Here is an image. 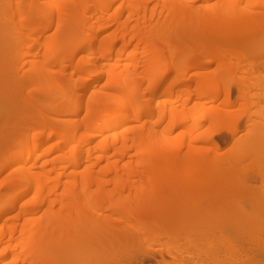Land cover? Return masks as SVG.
I'll use <instances>...</instances> for the list:
<instances>
[{"label": "bare ground", "instance_id": "obj_1", "mask_svg": "<svg viewBox=\"0 0 264 264\" xmlns=\"http://www.w3.org/2000/svg\"><path fill=\"white\" fill-rule=\"evenodd\" d=\"M37 1L42 2L40 0ZM52 1H53V6L52 7L48 6L47 12H46L47 8L45 10L46 6L44 4L41 5L33 4V6H31L30 8L31 10H29V8L26 7L28 6V4L21 5L20 7L21 11L26 12L27 14L25 15H30L31 13L30 17L33 14V10L37 12V14L42 12L43 11L42 9H44L45 10L44 12H46L45 16L43 15L44 12L42 14L44 17L41 18L38 17L37 20L35 21L34 20L32 21L33 16L31 19L27 17L29 21L31 20V28L27 33L29 34L30 32H33V34L34 32L36 34L42 33L44 29L43 26L45 24L48 26L47 28H49V26L51 27L53 24H54L53 26L56 25L59 30L58 32L56 31L58 35L56 34L57 36L56 37L54 36V38L52 39V43L48 47L49 50L47 49L48 50L47 53L49 54L50 52L51 55L50 57H52L51 60L60 66L64 58H66V54H68L66 52V44L68 43L69 45L75 43L74 48H72V50L68 54L69 55L68 58H69V63L72 65L71 68H73L72 73H79L78 76L80 75L79 78L81 80L86 79L87 78L86 76L91 75L93 72H97V70L106 71L108 77L107 85L122 87L123 91L129 93L131 96L133 92L132 93L129 92L131 89L128 88L131 86H136L137 84V79L135 77V73H137V65L134 62V67L132 69L131 68L128 69L129 68L128 66H130V64L123 65V61L125 59V54H127V51L122 46L106 47L104 45L105 42L121 40L124 43L129 42L136 44L138 47H141L143 51L150 56L151 65L147 71L148 75L150 74L151 76L150 78H155L156 77L155 74H158L160 72L164 73L163 76H157L158 79L157 78L152 79L153 84L150 86L149 91L154 92L156 95L165 94L167 92H170V90L172 92L176 86L183 84L185 80L184 78L185 73L188 71V69L190 70V68L192 69L197 65V61L199 58L201 59V57L205 56V53L207 54V56H209L210 54L212 55V53L218 55L219 50L220 52L217 57L218 58L217 68L214 70V72H212L209 75V77L205 78L207 80V85H206L207 88H210L211 86L214 85L215 82L218 81H225L230 87L233 86L238 90H242V86L246 85L247 87L243 91L241 98H238L239 99L238 103H241L242 106L249 109L250 108L249 94L252 93V90L257 88V86H261L259 83L261 81L259 76H254L253 81L250 82L251 83L250 85L246 82L248 80L247 79L248 76H243L242 79H239L236 76V72L238 71H242V73L246 72L248 74L254 72L256 70V64L254 62L244 63V61L240 60L243 58L240 57L239 54H237L238 55L237 60H233V58H235L236 53H238L236 52L238 51V48L235 47L236 43L229 44V42H227L228 38L230 39L232 38V42H234L233 40L234 35L237 36L240 33L239 31L244 30L251 22L255 20V15L251 14L246 8H244L243 10L240 6V3L236 2L235 0H220L219 2H211V1L209 2V0H206L204 3H202L203 4L202 6L197 8H194L191 5V4H196L192 0H52ZM214 4H220V5L214 6ZM115 6H117V8L113 10ZM149 9L152 10V15L151 18L148 20L147 14ZM28 10L30 13H28ZM126 13H128L127 16ZM163 15H167V16L165 18H162ZM23 17L26 16L23 15ZM27 18H25L26 22H28ZM114 24L118 26V29L113 34V36L111 37V35H106L103 37V39H101L102 34ZM44 27L45 29H47L46 26ZM232 30H236L238 33L233 35L232 33L235 32H233ZM94 31H96V33L94 35H90ZM23 35L26 36L27 34L26 35L23 34ZM23 35H21L20 37L23 38L22 37ZM224 35L227 36H225L224 38ZM232 35L233 37H228ZM245 35L243 36H245L244 39H246V41L256 37L255 33H250ZM20 37L18 39H20ZM220 37H223V39L225 40V41L223 40L222 43H219V47L221 49L217 47L218 42L216 39ZM76 43L78 44L76 45ZM3 47L0 49V57L4 53L2 52ZM215 47H217L218 51L217 49L215 50ZM76 52L78 55H80L78 52H81V58L79 60L77 59V61H74L73 57L76 56L75 54ZM133 53H131L129 56V58L132 61H134L136 57V53L134 54ZM52 54L54 56H52ZM88 56L90 60H87ZM169 57L172 58V61L170 63L167 62ZM110 60H112V62L107 63ZM241 62H243L244 65L247 64L246 69L244 68L245 66L243 65V63L240 64ZM101 63H104L103 66H100ZM241 65L244 66L243 68L245 70L243 68L242 69L240 68L242 67ZM60 72L61 70H59V73L57 75H54L52 73L53 76L48 78L47 82L45 79L46 77L44 78L45 82L47 83L48 90L49 89L51 91L58 90L59 86L60 87L65 86L64 84H67V82L70 81L68 76L72 75L71 72L69 75L65 74L64 70L63 72H61V74ZM75 75L76 74H74V76ZM169 76H171L172 78L171 86L169 87V89L165 90L164 92L160 91V87L168 83ZM238 77H240V74ZM43 83L44 82H41L42 86L44 85ZM42 86L41 88L43 89L44 86L43 87ZM83 87H85L84 90H86V87L88 88L89 86L86 85ZM251 87H253V89ZM86 91H84V93L82 94L76 92L78 93L77 95L75 94L76 96L75 95L72 96L71 91L69 94L67 93L63 94V97H66L67 99L69 98L70 103L67 101L69 104L65 103L64 105H62L61 103L58 102L57 104H60V106L56 105L55 103L54 105L56 106L54 107L53 105L52 110H54V113L59 112L58 114H68L71 115L72 117L80 116L81 114L79 112L85 110L86 116L84 118V128L86 129L95 128L98 134L107 132L109 130H112L113 128L115 129L112 130L103 139L97 141L95 137L99 136L98 134L96 133L92 134L86 132L84 137L80 135L81 130L77 135L78 129L74 132L72 131V132L60 133V130L57 129L58 126L57 122L59 118L56 117L52 119L53 122L52 123L50 122L51 124L48 125L50 126L49 129L50 131H48L49 133L47 134L46 138L48 139L56 135V137L57 136L59 137L61 143L64 142L66 146L62 145V147L61 146L59 147L58 144L60 143V141H58L59 142L57 144L58 147L51 146V148L49 147L48 149H46L45 153L48 154V152L49 151L51 152L53 149H57V150H60L59 148L67 149L66 147L68 145H70L72 142L75 143L76 141V143L78 142L77 143L78 145L73 146L72 144L70 145L72 146L71 147L72 149L71 148H70L71 150L69 149L73 155L72 161L69 162L71 163L70 166L73 165V167L77 169H81V168L84 169L85 165H87V167L85 168V170L82 169L79 172L80 175L75 176L70 181L71 186H69V188L66 190L63 196L64 205L65 207H67L68 210L67 215H64L62 212L55 211L54 209H50L44 214L37 216L35 214L37 213L36 210L38 209V206L37 208L34 207L35 205L32 204L33 202H31L30 204L27 202L25 207L23 206L24 208L21 209L22 212L20 211V213L16 215L14 218L15 220L10 228L11 232L4 235L3 239L2 238L0 239V250L3 248V250L0 252V262L2 260L3 261L8 260L10 255L14 254L12 256V259L6 261L5 264H20V263L21 264H49V263L58 264L59 262L58 260H56L55 263L54 262L55 260L54 261L51 260L50 255L48 257V255L45 254H48L47 251L50 252L52 251V249L56 248V246L59 244L58 238H60L61 235H67V236L69 235L71 237L74 235L76 236L77 234L86 235L87 237L89 236V239L85 243L75 242L73 244L72 243L69 244L68 241L66 242L69 246H72L71 248L74 249L77 248V250L84 249L88 251L89 249L87 247H90L89 244L95 239L94 237H97L100 234L111 233L112 230L108 227V220L105 219L106 216H108V212L110 211L115 213L125 214L127 216V219L136 220L139 222L140 226H143L144 224H149L151 222L156 221L155 214L160 211L161 206H169L172 208H170V210L166 214H168L171 218L169 217V219H166L165 222L167 224H170L172 222V224L170 225H174L176 223L174 221L176 218L186 217L187 214H190L189 211L184 212L181 211L179 208H177L180 204H182V202L179 201L180 196L177 197L178 191L174 189L176 187V184L179 185L182 183L183 184L188 183L189 189H186L187 191L185 190L186 192L184 191L182 195L180 194L181 197H183L182 199L184 200L191 197L194 199H201V200L209 199L208 196L210 195L211 187H214V190L218 189V193L219 192L225 193L227 192L226 190L231 188L230 185L229 188L227 186L225 189V185L227 184L229 185V182H227L226 184V182L223 181L224 179L222 178V174H221L222 169H219L221 168L219 166L224 167V165L227 166L230 164V161L232 160L231 154H229L230 156L227 155L229 157H227L225 154L224 157L223 155H218L216 157V155L213 156L209 152L200 153L197 150L196 146L194 145V143L203 140V142L207 141L208 143L212 144L215 147L218 146L215 140V134L219 132H217L215 129L210 132L207 131L208 133L206 132L203 133V131L198 132V134L196 135L192 133L191 135H189V137L187 136L188 138L184 145H180L178 149L175 150H168V147L172 146L173 141L171 138L168 137L167 134L170 133L175 127L177 128V126L180 127L188 124L187 120L181 119L177 117L175 114H173V116L170 118L171 122H173V125L172 124L171 126L169 125L170 127L168 126V129L158 128L159 127L158 123L160 121L151 125H148V121H146L139 125L122 127L123 124H126L129 121H131L132 111L134 110L135 107L137 108L140 107V102L138 100L133 99L130 103L122 98H114V96H112V94L108 92V86H106L105 88L98 89L94 91V94H92L91 96L84 98L86 97L85 95ZM203 92L208 93V91H203ZM260 96L258 97V99L259 98L264 99V93ZM226 100H227L225 102L226 106H229V108L235 106L233 105L232 99H230V94L229 96L227 94ZM51 102L54 103V101L52 100ZM254 104L252 103V105ZM204 105L201 104L195 106V107L197 106L199 107L194 108V111L191 113L192 121L198 122L199 119H205L215 123L216 121L221 122L223 120L229 119L228 122H230L233 120V118H235L234 114H232L233 110L227 109L228 107L224 108L223 106L225 105L223 106L214 105L215 107L214 106L212 108L210 107L211 109L209 107H205L206 105L205 106ZM247 105L249 107H247ZM143 111L144 110L141 109L142 113ZM149 112L146 113L145 111L146 114H148ZM243 116H239L238 118H235L234 121H236L235 123H237V125L234 123V125L236 126L233 125L234 127L233 128L231 127V129H233L232 131H230L232 132V135H236L238 131L237 128L239 126L238 123L239 122L241 123L244 120ZM247 117L248 116L246 115V118ZM99 119L103 121L105 120L107 121V123H98L94 127L95 125L94 123L97 122V120ZM45 131L43 133L42 129H38V130L36 129L35 133L38 132L36 136H38L39 134L44 135L46 133ZM58 131L59 133L57 134ZM56 137L54 136L52 138L56 139ZM21 140H25V138H21ZM86 141H88L89 144H92L89 150H85ZM37 143L39 144V142ZM230 144L232 145L234 144L236 146V142L232 141ZM33 147H35V145ZM39 148L38 150H40ZM229 149H231V147ZM26 151H24V153ZM0 152H2L1 149ZM32 152L28 151L25 153L26 155H22V156L17 154L16 155L17 157L13 156V159H10L9 157L8 159L10 160L7 159L8 162L6 163L4 162L3 165L1 163V166L3 167L0 166L1 168L0 172L3 173L2 170H5L7 165L10 166L9 164L11 163L14 164L13 162H15L16 160L20 161L21 159L23 160H26L28 158L30 159ZM85 153H87L88 156H90L88 160H84ZM94 153L100 155V160H102V162H104V160L109 159L108 165H104L103 167L104 170L102 173L115 174L116 176L115 188L107 189L101 185L99 186L94 185L96 187L92 188L91 185L93 184V182L95 183L96 180L94 167L97 163L96 164L92 163L90 158L94 155ZM112 157H119V160L110 162V159ZM47 158L46 160L50 161V159ZM125 159H127L128 161H124ZM119 162H121L122 164ZM113 163L115 165H111ZM220 163H223L224 165L223 164L219 165ZM248 167L249 166H247V168ZM253 167H255V165ZM27 169L28 168L26 166H22L19 168V170L23 172L22 174L20 173V176H16L15 178L13 177V179L15 180L14 183H16L19 179L24 178V176H28ZM261 170H259L258 168L256 171V168L254 169L249 167L248 170L246 171L244 170L245 173L239 174L238 178L230 179V181L234 183H236L235 181H237L238 183L240 179L241 183L242 180H244L246 183L247 182L250 183L252 182V180L254 181V179L255 180L259 179V181H261V183L264 184V180H263L264 170L263 169ZM260 171L262 175L260 174ZM217 173H220V176ZM243 174H245V176H243ZM133 176H135L136 178L135 180L136 184L132 186L129 190H124L126 186H128L126 181L132 178ZM80 180L86 182V184L83 182V184L85 185H83L82 187H80L79 185L81 183ZM222 182H225V185L224 183L222 186L219 184ZM37 187L38 189H41V192L39 193V198H40V202L41 201L43 202L46 200L45 199L46 194L48 195L50 192L47 191L48 189L46 190L47 188L46 183L38 184ZM232 187H236V186H232ZM30 188H31L30 185L27 186L26 189L24 190V193H26V191H28V189ZM231 190L232 189H230V191ZM173 191L176 193H174ZM174 194H176V196ZM13 198L14 197H12V199L11 198L9 199L13 201L12 202L9 201L10 203L8 205L4 203L5 204L3 206L4 208L0 210V221L4 219L3 217H5V214L11 208H14L15 205H17V203L15 204L14 201L15 199ZM16 200H19L18 197ZM219 201L222 202V199ZM224 202H223L224 206L222 207V205H220L221 208L219 209L220 206L213 204V202L211 201V206L214 207L211 208V212H213V210L217 212V210L220 211L221 209L224 211L225 210L224 207L227 201ZM227 205L229 206L230 203H227ZM238 209L239 207L237 208V210ZM209 210L210 209L207 208V212L211 213L209 212ZM207 212H205L206 215H208ZM241 214L245 215L243 211L241 212ZM254 217L255 218L251 220V222L253 223L254 220L257 218V215H255ZM20 224H21V229H18V226ZM202 225L204 224L202 223ZM210 225L212 226V223ZM253 229L254 231H257V227L255 224L253 225ZM16 231L20 232L19 233L20 237L19 239H17V241H14L15 235L17 233ZM205 232H210V231L207 228V231L205 230ZM213 233L216 232L214 231ZM257 233L258 231L256 232V234ZM212 235L213 234H211V238L214 239L215 234L213 235V237ZM205 237L210 238L209 235L208 236L205 235ZM117 239L118 240L107 239L106 241H104L105 245L102 244L103 246H108L111 244L115 245L116 252L114 253H116V255L112 252V254L114 255L111 256L113 257L106 259L104 257L105 254L102 252L103 254L101 255L99 254L97 256L95 264H114L117 260L118 262H116L115 264H128L126 262L123 263V259H122L123 257L121 258V256H124L123 255L124 253L121 254L122 252L120 251L121 245H125L126 242L123 241L121 242V239L120 240L119 238ZM262 240L264 241V239ZM83 244L85 245L88 244V245H86L87 246L86 247ZM256 247L257 246H255V248ZM255 248H253V250L251 248L252 251L251 254L254 252ZM261 248L264 249V246H262ZM158 250L162 252V249H158ZM236 250L237 249H235L234 252L235 254L238 255L237 252L238 250L237 251ZM117 251L118 253L119 252L120 253L118 254ZM85 252L86 251H83V253ZM88 252L86 254H83L85 255V257L81 256V261L77 260V258H73L72 263L85 264L84 259L86 258V256L89 257L93 254L91 248L90 251ZM75 253L72 254L73 257H76ZM215 255H216L215 252L210 251V256L214 261V263L216 264L220 263L219 260L221 259H217ZM254 256H256L255 252H254ZM254 256L252 257L254 258ZM238 258L241 259L242 257L239 256ZM261 258L264 259L263 257ZM192 259H193L192 262L194 264H197L198 261H195L194 258ZM112 260L114 263L112 262ZM252 260L253 261L256 260L255 262H252L253 264L263 263L262 261L261 263L258 262L259 260H261L260 258L258 259L255 257V259ZM234 263L240 264V262H238V259L237 262L235 259Z\"/></svg>", "mask_w": 264, "mask_h": 264}, {"label": "rangeland", "instance_id": "obj_2", "mask_svg": "<svg viewBox=\"0 0 264 264\" xmlns=\"http://www.w3.org/2000/svg\"><path fill=\"white\" fill-rule=\"evenodd\" d=\"M40 1L42 2H39L37 0H0V49L4 46L2 49V52L4 53L0 57V149L2 150V152H0V166L1 163L3 165L4 162H8L7 159L9 157L10 159H13V156H16L17 154L22 156L26 155L25 153L28 151H33L31 153L30 159H19L20 161L16 160L15 162H13L14 164L11 163L9 164L10 166L7 165L8 168L6 167L5 170H2L3 173L0 172V210L4 208V203L8 205L10 203L9 201H13L9 200L10 198L12 199V197H14L13 199H15V204L17 203V205L14 204V208H11L5 214V217H3L4 219L0 221V239H3L4 235L11 232L10 228L15 220V216L20 213L21 209L25 207L27 202L29 204L33 202L32 204H34V207L36 208L38 206V209L36 210L37 213L35 214L37 216L44 214L50 209H54L55 211L62 212L64 215H67L68 210L67 207H65L64 205L63 196L69 186H71L70 181L75 176L80 175L79 172L83 169H77L73 167V165L70 166L71 163H69L73 159V155L70 151L72 149V146L70 145L73 144V146H76L78 145V142L76 143L75 141V143L72 142L70 145H68L66 147L68 150L65 148H62L65 150H62L61 148H59L60 150L53 149L51 152L49 151L50 154L49 152L48 154H46V149H48L49 147L51 148V146L58 147L57 144L59 143L58 141H60L59 137H56V135H54L56 139L52 138L54 136L48 138L49 140L46 138L47 134L49 133L48 131H50V126L48 125L53 122V118L58 117L59 120L57 122V129L60 130V133L72 131L74 132L77 129V135L81 130L80 135L84 137L86 132L92 134L98 133L96 132L95 128H84V118L86 116L85 110H82V113L79 112L81 115H78L80 116L72 117L68 114H58L59 112L54 113V110H52L53 105L56 103V105L60 106V104H57L58 102L62 105H64L65 103L69 104V98L67 99L66 97H63V94H69L70 91L72 93L71 95L74 96L75 94H78L76 92L82 94L84 93V91L87 90L85 94L86 97H84L87 98L88 96L94 94V91L108 86V92H110L112 96H114V98H122L130 103L133 99L138 100L140 102V107H135L132 111L131 121L126 124H123L122 127L139 125L146 121H148V125H151L160 121L158 123V128L168 129L169 125H173V122H171L170 119L173 114H175L181 119L188 121V124L180 127L177 126V128L175 127L170 133L167 134L168 137L171 138L173 141L172 146H169L168 150H175L178 149L180 145H184L187 138L192 133L195 135L198 134V132L200 131H203V133H208L214 129L219 132L215 134V140L219 147L216 146V148L207 141L203 142V140L194 143V145L200 153L209 152L213 156L216 155V157L218 155H223L224 157V154L226 156L231 154L232 160L230 161L229 165L225 166L223 163L219 164L224 165V167L219 166L221 167L219 169H222L221 174L222 178L224 179L222 180L225 181L226 184L227 182H229V185H225V182L219 184L222 186L224 183L225 189L227 186L229 188V186L231 185L230 189L232 190L230 191V189H228L225 193H218V189L214 190V187H211L210 195L208 196L209 199L201 200L194 199L191 197L184 200L182 199L183 197H181V195L186 189H189L188 183H182L179 185L176 184V187L174 189L178 191L177 197L180 196L179 201L182 202V204H180L177 208L184 212L189 211L190 214H187L186 217L176 218L174 220L176 222L174 225H170L172 224V222L170 224H167L165 222V220L169 219L170 217L168 214H166L168 213L170 208H172L169 206H161L160 211L155 214L156 221L151 222L149 224H144L143 226H140L139 222L136 220L127 219V216L125 214L115 213L111 211L108 212V216H106L105 219L108 220V227L112 231L111 233L100 234L97 237H94L95 239L89 244L90 247L86 246L88 244H83L89 249L88 251H90V248L93 251V254L91 256H86V258L84 259L85 264H95L96 258L99 254L101 255L104 253L106 255H104L106 259L112 258L113 256L111 255H116V253H114L116 252L115 245L111 244L108 246H103L102 244L105 245L104 241H106L107 239L118 240L117 238H119V240L121 239V242H126L125 245H121L120 251L122 252L121 254L124 253V256H121V258L123 257V263L126 262L128 264H194L192 262V258H194L195 261H198L197 264H216L210 256V251L215 252V257H217V259L222 260H219L220 263L217 264H235V259L236 262L238 259V262H240V264H253L252 262H255L257 260H252L255 259V257L261 259L258 262L261 263L262 261L264 263V259L261 258H264V249L261 248L262 246H264L261 245L264 244L262 243L264 242L262 240L264 239V184L261 183L259 179H254V181L252 180V182L250 183H246L244 180H242L241 183L240 179L238 183L235 180L234 181L236 183L230 181V179L238 178L239 174L245 173L244 170H248L249 167L254 169L256 168V171L258 168L259 170H264V99H258V97L264 93V0H235L236 2L240 3V6L243 10L244 8H246L251 14L255 15V20L251 22L244 30L239 31L240 33L237 36L234 34L238 32L236 30H232L233 32H235H231L234 37L233 35L228 37H233L234 42H232V38L227 39V42H229V44L236 43L235 47L238 48V51H236L238 53H236L235 55L236 59L233 58V60H237V54H239V56L243 58L240 60L244 61V63L254 62L256 64V70L254 72H251L249 74L243 72L244 75L242 71L236 72L237 78L242 79L243 76H248V80L246 82L249 85L251 84L250 82L253 81L254 76H259L261 79V81L259 82L261 86H257V88L255 89L251 87L253 90L252 93L249 94V109L242 106L241 103H238V98H241L243 91L247 87L246 85L242 86V90H238L233 86V88L230 87L225 81H218L215 82L214 85L210 88L206 87L207 80L205 78L209 77V75L214 72V70L217 68V57L219 55L220 50L218 52V55H215L213 53L211 55L209 53L210 55L207 56V54L205 53V56H203L202 54L203 57H201V59L199 58L200 60L198 59L197 65L192 69L190 68V70L188 69V71L185 73V80L183 84L176 86L172 92L170 90V92H167L165 94L156 95L154 92L149 91L150 86L153 84L152 79H158L157 76H163L164 73L160 72L158 74H155L156 77L154 75L155 78H150L151 76L150 74L148 75L147 72L148 68L151 65L150 56L145 53L141 47H138L134 43H124L121 40L105 42L104 45L106 47L122 46L127 51V54H125L123 65L130 64V66H128V69H132L134 67V62L137 65V73H135L137 84L136 86H131L128 88L131 89L129 92H133V94L130 96L129 93L123 91L122 87L107 85L108 77L106 71L97 70V72H93L91 75L86 76V79L81 80L79 78L80 75L78 76L79 73H72L73 68H71L72 65L69 63L68 58V54L72 50V48H74L75 43L69 45L68 43L66 44V52L68 54H66V58H64V60L62 61V64L60 65L61 67L51 60L52 57H50V52L49 54L47 53L49 50L48 47L52 43V39L54 38V36L56 37L58 35L57 32L59 30L56 25L53 26V24L51 27L49 26V29L47 28L48 26L44 23V26H46L47 29H45V27L43 26L45 31L43 29L42 33L36 34L34 32L33 34V32H30L31 35L27 33L31 28V20L29 21V19H31L33 16L32 21H35L38 17H44L45 13L48 11V6H53L52 0ZM192 1L196 4L191 5L194 8H197L202 6V3H204L206 0ZM210 1L219 2L220 0H209V2ZM22 4H28V6L26 7H28L29 10H31L30 8L31 6H33V4H44L46 6L45 7L43 5L45 7V10L46 8L47 10L46 12H44L45 10L42 9L43 11L41 10L42 12L38 14L33 10V14L30 17L31 13L29 12V10L28 13H30V15H25L27 13L21 11L20 7ZM217 5L219 6L220 4H214V6ZM117 6H115L113 10H115ZM23 15L26 17H23ZM127 15L128 13H126V16ZM151 15L152 10L149 9L147 14L148 20L151 18ZM166 16L167 15H163L162 18H165ZM25 18L28 19V22H26ZM15 27L17 30L15 29ZM117 29L118 26L114 24L102 34L101 39H103V37L106 35H111L112 37L113 34L117 31ZM95 33L96 31L92 32L90 35H94ZM250 33H255L256 37L246 41V39H244V37L246 36L245 34ZM23 34L27 35L24 36ZM17 35L19 37L23 35V38L20 37V39H18L19 37ZM225 36L227 35H224V38ZM216 39L218 42V46H216L220 48L219 43H222L224 39L223 37ZM78 43H76V45ZM217 47H215V50L217 49ZM133 52L136 53L134 61L129 58L130 54ZM78 53L80 55H78L77 52L75 53L76 56L74 54V61H77V59L79 60L81 58V52ZM52 56L54 55L52 54ZM87 60H90L89 56L87 57ZM171 61L172 58L169 57L167 62L170 63ZM111 62L112 60L107 63ZM242 63L243 62H241L240 64ZM103 64L104 63H101L100 66H103ZM243 65H241L242 67L240 68L242 69L245 66L244 68L246 69L247 64H245L244 66ZM59 70H61V72H63L64 70V73L68 75L71 72L72 75L68 76L70 81L67 82V84H64L65 86H59L58 90L51 91L49 89V91L47 89V79L52 77L53 74L57 75L59 73ZM74 74L76 75L74 76ZM239 74L240 77H238ZM44 78L46 79V82ZM171 81L172 78L171 76H169L168 83L160 87V91L164 92L165 90L169 89V87L171 86ZM41 82H44L43 86L46 90L44 88H41ZM86 85L89 87H86V90H84L85 87L83 86ZM203 91H208V93ZM227 94L228 96L230 94V99H232L233 105H235L234 107L229 108V106L225 105V102L227 101ZM256 94L260 95L258 96ZM51 100L54 101V103H52ZM252 103L255 104L252 105ZM201 104H205L206 106H204L209 108H212L214 105H225L223 106L224 108L228 107L227 109L233 110L232 114H234L235 118L244 115V120H241L242 122H239L240 124L238 123V128L236 127L238 129V131L236 130V135H232V132H230L233 130L231 129V127L233 128L237 125V123H235L236 121H234L235 118H233V120L230 122H228L229 119L223 120L221 122L216 121L215 123L205 119H199L198 122L192 121L191 113L194 111V108L199 107H195L196 105ZM56 105H54V107ZM247 107L249 106L247 105ZM141 109L144 110L143 113L141 112ZM145 111L146 113L149 111L151 113L149 112L148 114H146ZM246 115L248 116L247 118ZM98 123H107V121L99 119L97 120V122L94 123V127ZM234 123L236 125H234ZM36 129H42L43 133L46 130V133L44 135L39 134L40 136H36V134L38 133H35ZM114 129L115 128H113L112 130ZM112 130H109L104 133L99 132V136L95 138L97 139V141H100ZM58 133L59 131L57 132V134ZM21 138H25V140H21ZM232 141L236 142V146L234 144V146L230 144ZM37 142H39V144ZM34 145L35 147H33ZM58 145L59 147H62V145L65 144L64 142L61 143L60 141ZM230 145H232L233 148ZM91 146L92 144H89L88 141L85 142V150H89ZM230 147L231 149H229ZM38 148L40 150H38ZM24 151L26 152L24 153ZM84 155V160H88L90 156H88L87 153H85ZM46 158L50 159V161H47ZM127 159H125L124 161H128ZM90 160L92 163H97L94 167L95 178L97 181L95 180V183L93 182L92 185L90 184L92 188H95L97 185L104 186L107 189L115 188V174L102 173L104 170L103 167L104 165H108L109 159L104 160V162H102V160H100V155L94 153ZM116 160H119V157H112L110 159V162ZM252 163L255 165V167H253L254 165ZM111 165L115 164L113 163ZM22 166H26L28 168V176H24V178H21L16 183H14L15 180L13 179V177L15 178L16 176H20V173L22 174L23 171L19 170V168ZM247 166L249 167L247 168ZM86 167L87 165L84 166L83 170H85ZM240 169L242 172L240 171ZM261 171L260 174L262 175ZM217 174H219L220 176V173ZM243 176H245V174H243ZM135 180V176L128 179L126 181L128 186H126L124 190H129L132 186H134L136 184ZM80 181V187L86 184V182L82 180ZM83 182L85 184H83ZM41 183H46V190L48 189L47 191L50 192V195L46 194V200L43 202H40L39 198V193L41 192V189H38L37 187L38 184ZM29 185L31 186V188L28 189L26 193H24V190ZM232 186H236L237 188ZM244 187L246 188V190ZM241 189L243 190V193ZM174 195L176 196V194ZM237 195H239L240 197ZM16 196L19 200H16ZM221 199L222 202L219 201ZM211 201L217 206L222 205V207L225 204L224 201H227V203H230L231 206H228L226 203L228 207L225 205V207L227 208L224 207V211L221 209L220 211L217 210V212L215 210L211 212V208H214L213 206H211ZM238 207L240 210L242 208V210H237ZM207 208L210 209L209 212L211 213L207 212ZM220 208L221 206L219 207V209ZM204 211L207 212L208 215H206ZM242 211L245 215L241 214ZM204 214L206 215V217ZM255 215H257V218L254 220L253 223L251 222V220L255 218ZM202 223L204 225H202ZM211 223L212 226L210 225ZM252 224L256 225L258 231L257 234V231H254ZM207 228L210 232H205V230L207 231ZM18 229H21V224L18 226ZM213 230L216 233H213ZM16 232L17 233L15 235L14 241H17V239H19L20 237V232ZM219 233L221 234V236H223L221 237ZM207 234L210 236V238L211 234H215V240L213 238L210 239L209 237L206 238L205 235L208 236ZM74 236L71 237L69 235H61V239L58 238L59 244L57 246L54 245L56 246V248L52 249V251L50 252L47 251L48 254L45 255H48V257L50 255L51 260H55V263L56 260H58V264H73V258H77V260L81 261V256L85 257V255L83 254H86L88 251L84 249L77 250V248H71L72 246H69L66 242L68 241L69 244H73L75 242L85 243L89 239V236L87 237L86 235L78 234L75 237ZM248 246L250 247V249ZM255 246L257 247L255 248ZM234 248L238 250H236L238 252V255L235 254ZM251 248L252 250L253 248H255L254 252L256 256H254V252L252 253L253 255L251 254ZM158 249H162V252H160ZM2 250L3 248L0 250V252ZM83 251L86 252L83 253ZM112 252L114 254H112ZM74 253L76 257L72 256V254ZM13 255L14 254L10 255L8 260H2L0 264H5L6 261L11 260ZM251 255L254 256V258ZM237 256H240L242 258L239 259ZM116 262H118V260Z\"/></svg>", "mask_w": 264, "mask_h": 264}]
</instances>
